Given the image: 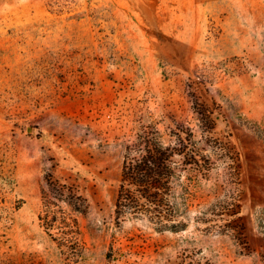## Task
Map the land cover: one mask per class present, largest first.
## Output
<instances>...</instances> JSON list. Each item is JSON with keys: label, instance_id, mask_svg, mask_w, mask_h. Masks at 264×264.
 <instances>
[{"label": "rangeland", "instance_id": "rangeland-1", "mask_svg": "<svg viewBox=\"0 0 264 264\" xmlns=\"http://www.w3.org/2000/svg\"><path fill=\"white\" fill-rule=\"evenodd\" d=\"M151 125L199 161L174 155L165 227L114 212ZM48 173L87 208L47 232ZM0 264H264V0H0Z\"/></svg>", "mask_w": 264, "mask_h": 264}, {"label": "trees", "instance_id": "trees-1", "mask_svg": "<svg viewBox=\"0 0 264 264\" xmlns=\"http://www.w3.org/2000/svg\"><path fill=\"white\" fill-rule=\"evenodd\" d=\"M189 94L202 125L207 129L212 128L209 108L197 99L194 92L191 91ZM173 134L179 142L178 146L176 142H163L157 127L151 125L138 132L136 139L126 145L121 184L115 200L114 212L117 222L126 213L135 216L143 214L154 219L157 224L167 226L163 220H167L173 212L168 199L171 189L170 181L175 175L176 162L173 157L184 155V163L194 161L198 164L199 162L195 157L196 151L191 145L190 138L182 137L177 132ZM45 181L48 189L42 190L43 209L42 213L38 214V219L48 232L57 218L56 211L53 209L58 206L57 202L64 201L71 209L81 213L85 212L87 204L86 199L72 185L59 182L52 177V174L48 173ZM61 220L64 226L62 232L67 236L64 239L70 242L67 244L70 246L75 243L74 234L78 232L77 220L71 216H63ZM171 226L174 228L177 225Z\"/></svg>", "mask_w": 264, "mask_h": 264}]
</instances>
